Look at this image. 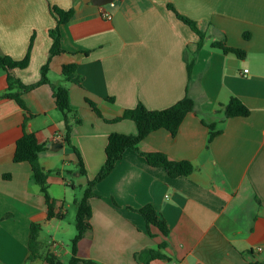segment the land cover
I'll use <instances>...</instances> for the list:
<instances>
[{"label":"crops","instance_id":"crops-1","mask_svg":"<svg viewBox=\"0 0 264 264\" xmlns=\"http://www.w3.org/2000/svg\"><path fill=\"white\" fill-rule=\"evenodd\" d=\"M81 1L0 0V56L21 61L30 51L29 66L11 72L24 85L37 83L49 61L50 30L57 25L50 6L74 10L60 29L65 53L52 58L48 77L68 87L70 104L82 120L71 140L87 172L80 175L76 153L59 140L66 128L51 86L23 93L24 111L4 98L8 73L0 70V264H47L30 258L32 224L42 227L40 254L67 263L71 248L64 236L71 232L64 223L69 210H77L78 192L103 167L109 136L138 132L132 121L105 120L140 103L150 111L165 110L187 94L195 111L175 132H152L138 150L191 163L192 174L171 178L137 151H126L95 188L92 231L79 243L78 258L138 264L137 253L165 243L162 253L169 260L150 264H264V0H118L106 7ZM176 13L205 34L201 48L199 37ZM214 41L246 56L214 49ZM72 64L77 72L66 82L62 69ZM232 97L250 114L224 121L222 106ZM207 125L221 131L211 143ZM24 132L45 146L40 163L50 172L49 193L63 219H48L30 164L14 162ZM147 205L167 222L168 236L139 213Z\"/></svg>","mask_w":264,"mask_h":264},{"label":"trees","instance_id":"trees-1","mask_svg":"<svg viewBox=\"0 0 264 264\" xmlns=\"http://www.w3.org/2000/svg\"><path fill=\"white\" fill-rule=\"evenodd\" d=\"M172 9V8H171ZM173 10V9H172ZM50 11L56 19L57 25L54 29L50 30V37L53 41L50 49L49 61L42 67L41 79L34 84L24 85L18 79H16L12 71L17 69H26L30 63V51L27 56L21 60L16 61L8 56H0V70H4L8 73L7 83L8 90L4 94V98L14 100L18 105L27 111L22 94L32 91L42 85H50L53 91V98L55 100L56 109L63 115L65 122V136L64 143L72 148L78 157L79 173L82 176H86V168L81 158L80 153L72 144V131L75 125H80L82 120L73 109L70 104V92L66 85H55L49 80L50 61L52 58L62 55L65 51L61 45V33L60 29L63 25L70 22L74 15V10H63L57 6H50ZM178 19L189 26L199 37L198 48H201L205 43V34L200 31L196 24L176 13ZM211 47L219 49L225 54H232L240 59L246 56V53L239 50L230 48L225 42L214 41L211 43ZM192 63L188 65L189 81L191 80ZM77 72V65H65L62 69V75L66 82H70L71 77ZM94 112L102 117L100 111L90 103ZM195 102L189 96L186 95L184 99L173 105L172 107L161 111H150L143 104H139L134 109L126 110L122 116L114 120H105L106 122H121L132 121L137 127L136 135H125L119 133H113L108 138V143L105 149L106 160L97 174V176L88 181L83 197L76 202L77 215H76V230L77 234L70 243L71 258L67 263L62 262L56 256L52 254L42 255L40 254L41 245L39 242L40 232L42 230L41 225L32 224L30 228L29 238V251L30 258H41L47 264H96L93 261H84L78 258V246L79 243L92 231L90 223L92 217L91 199L96 197V186L106 179L114 170L117 163L122 160L124 154L128 150L137 151L141 157L145 158L146 162L154 168H163L166 170L171 178L188 177L192 174L194 168L191 163L169 162L163 156H151L140 153L138 145L147 136L156 130H167L169 132H175L182 124L184 118L191 112L195 111ZM224 112V121L230 118L247 117L250 114L249 108L238 98L232 97L228 104L222 106ZM210 129L209 143H211L217 136L221 134V131H215L214 125H207ZM45 150V146L40 144L36 135L25 133L17 141L16 150L14 154L15 163H28L32 169V178L34 182L40 187V191L45 198L48 208V219H63V216L56 213V200L53 199L49 193L48 177L50 172L46 171L40 163V154ZM148 226H154L164 235H169V229L167 222L159 215L156 209L152 205L144 206L139 210ZM166 244L159 245L158 249L143 250L135 255V259L138 264H150L154 260H169L162 251L166 248ZM260 264V263H254Z\"/></svg>","mask_w":264,"mask_h":264},{"label":"rangeland","instance_id":"rangeland-1","mask_svg":"<svg viewBox=\"0 0 264 264\" xmlns=\"http://www.w3.org/2000/svg\"><path fill=\"white\" fill-rule=\"evenodd\" d=\"M83 192L84 191H79L78 192V196L79 199L82 198L83 196ZM76 215H77V210L75 208H73V210H69V214L65 220V226L69 229V231L71 232V234H67L65 235V239H67V243H71V241L74 239V237L77 234V230H76Z\"/></svg>","mask_w":264,"mask_h":264},{"label":"water","instance_id":"water-1","mask_svg":"<svg viewBox=\"0 0 264 264\" xmlns=\"http://www.w3.org/2000/svg\"><path fill=\"white\" fill-rule=\"evenodd\" d=\"M115 0H82L79 5L82 3H92L96 5L97 7H106L110 4H113ZM62 148V144L54 145L53 149L56 151L58 149Z\"/></svg>","mask_w":264,"mask_h":264},{"label":"built area","instance_id":"built-area-1","mask_svg":"<svg viewBox=\"0 0 264 264\" xmlns=\"http://www.w3.org/2000/svg\"><path fill=\"white\" fill-rule=\"evenodd\" d=\"M115 1H118V0H115ZM103 17H105L107 20H112V16L110 14H103ZM245 73H248V71L246 70ZM60 139L63 140L64 138H62V136H61V137H59V140Z\"/></svg>","mask_w":264,"mask_h":264}]
</instances>
